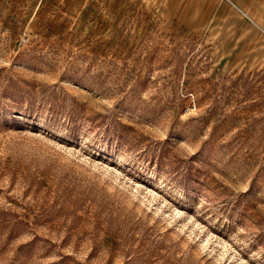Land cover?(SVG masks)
Listing matches in <instances>:
<instances>
[{"label":"rangeland","instance_id":"obj_1","mask_svg":"<svg viewBox=\"0 0 264 264\" xmlns=\"http://www.w3.org/2000/svg\"><path fill=\"white\" fill-rule=\"evenodd\" d=\"M232 1L0 0V264H264V0Z\"/></svg>","mask_w":264,"mask_h":264},{"label":"crops","instance_id":"obj_2","mask_svg":"<svg viewBox=\"0 0 264 264\" xmlns=\"http://www.w3.org/2000/svg\"><path fill=\"white\" fill-rule=\"evenodd\" d=\"M223 1H225V2L229 3L230 5H232V7H233L236 11L242 13V14H243L245 17H247L250 21L252 20V18L246 13V11L244 10V7H243L241 4H239V3L235 2V1H232V0H223ZM254 21H255V20H254ZM254 23H255L256 25H259L256 21H255ZM261 65L264 67V58L261 59Z\"/></svg>","mask_w":264,"mask_h":264}]
</instances>
